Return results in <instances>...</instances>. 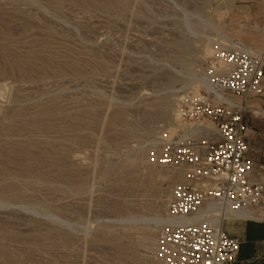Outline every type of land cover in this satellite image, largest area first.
Returning a JSON list of instances; mask_svg holds the SVG:
<instances>
[{
	"label": "rangeland",
	"instance_id": "obj_1",
	"mask_svg": "<svg viewBox=\"0 0 264 264\" xmlns=\"http://www.w3.org/2000/svg\"><path fill=\"white\" fill-rule=\"evenodd\" d=\"M263 45L264 0H0V264H162L182 172L159 156L211 126L182 98L218 50ZM252 120L264 180V107Z\"/></svg>",
	"mask_w": 264,
	"mask_h": 264
},
{
	"label": "built area",
	"instance_id": "obj_2",
	"mask_svg": "<svg viewBox=\"0 0 264 264\" xmlns=\"http://www.w3.org/2000/svg\"><path fill=\"white\" fill-rule=\"evenodd\" d=\"M216 59L221 71L209 70L203 95L180 103L183 118L211 123L199 125L209 135L169 142L159 156L160 165L182 172L157 232L155 256L162 264H235L241 243L214 218L242 220L238 216L256 215L264 202V182L253 181L247 139V103L264 95V45L254 53L218 50ZM209 207L217 212L202 213Z\"/></svg>",
	"mask_w": 264,
	"mask_h": 264
},
{
	"label": "crops",
	"instance_id": "obj_3",
	"mask_svg": "<svg viewBox=\"0 0 264 264\" xmlns=\"http://www.w3.org/2000/svg\"><path fill=\"white\" fill-rule=\"evenodd\" d=\"M248 105V130L247 139L250 144L251 158L255 164L256 162L253 157V150L251 148V140L255 133V126L253 125L252 116L257 110L264 107V95L261 98H254L249 100ZM249 113L251 115H249ZM256 173L257 171L254 170ZM254 182H264V180L257 178L253 175ZM240 222V223H235ZM239 226L237 231H231V228H225L227 236L238 239L240 241V249L236 258L235 264H264V221L254 220H242V221H231L230 223Z\"/></svg>",
	"mask_w": 264,
	"mask_h": 264
},
{
	"label": "bare ground",
	"instance_id": "obj_4",
	"mask_svg": "<svg viewBox=\"0 0 264 264\" xmlns=\"http://www.w3.org/2000/svg\"><path fill=\"white\" fill-rule=\"evenodd\" d=\"M249 48V47H248ZM246 49V48H245ZM8 58H10V57H8ZM8 58H6V57H4V59H5V61L6 62H8V63H10V60L8 59ZM13 67V66H12ZM163 111V110H162ZM165 111V110H164ZM150 115V114H149ZM148 115V116H149ZM146 118V117H145ZM149 119H150V117H149ZM148 119V120H149ZM207 209V208H206ZM210 211H214V213H216L217 212V210L216 209H212V207H209V209H207L205 212L204 211H202V213H204V214H206V213H208V212H210ZM201 215V214H200ZM203 215V214H202ZM239 218H242V219H255V214L252 212V213H246V214H244V215H240V216H238ZM161 221H162V219L161 218H157V223L158 224H160L161 223ZM214 221H215V223H217V224H221V222H222V220L220 219V218H214ZM152 234V233H151ZM148 243L152 246L153 245V243H152V240L150 241V238H148ZM156 244V243H155ZM154 248V247H153Z\"/></svg>",
	"mask_w": 264,
	"mask_h": 264
}]
</instances>
